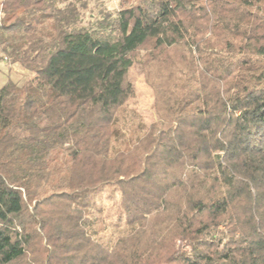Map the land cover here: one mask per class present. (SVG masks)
Listing matches in <instances>:
<instances>
[{"label": "trees", "instance_id": "16d2710c", "mask_svg": "<svg viewBox=\"0 0 264 264\" xmlns=\"http://www.w3.org/2000/svg\"><path fill=\"white\" fill-rule=\"evenodd\" d=\"M74 4L0 0V264H264V0Z\"/></svg>", "mask_w": 264, "mask_h": 264}, {"label": "rangeland", "instance_id": "374dc122", "mask_svg": "<svg viewBox=\"0 0 264 264\" xmlns=\"http://www.w3.org/2000/svg\"><path fill=\"white\" fill-rule=\"evenodd\" d=\"M80 13L81 23L84 26L96 27V24L104 15L117 13L124 5L128 6L140 0H72ZM33 75L28 74L17 65H8L5 61L0 62V87L7 80L21 85L31 80ZM129 80L134 88V96L125 105V112L133 116L135 120L149 125L155 120L153 110V93L145 83L143 73L139 66L130 69ZM129 128V126H126ZM128 133L125 132L123 140L126 141Z\"/></svg>", "mask_w": 264, "mask_h": 264}]
</instances>
